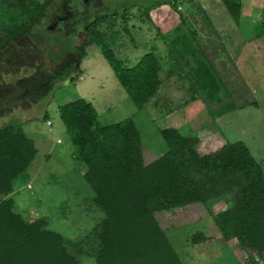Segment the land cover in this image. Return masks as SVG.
I'll use <instances>...</instances> for the list:
<instances>
[{
    "label": "rangeland",
    "instance_id": "rangeland-1",
    "mask_svg": "<svg viewBox=\"0 0 264 264\" xmlns=\"http://www.w3.org/2000/svg\"><path fill=\"white\" fill-rule=\"evenodd\" d=\"M25 1L44 6L33 21L0 1V125L17 123L35 148L9 196L14 212L43 221L79 264L94 262L79 256L73 243L100 230L102 213L90 202L85 166L58 105L82 98L93 105L98 125L130 118L144 163L166 151L159 131L172 127L195 139L199 155L240 142L264 172V31L254 30L264 0H240L237 22L220 0H177L174 9L156 6L167 0ZM20 22L26 27L7 36ZM91 31L115 33L110 48L128 66L154 49L160 84L140 107L90 42ZM235 194L228 188L203 203L153 212L181 264H243L245 252L213 222ZM193 235L200 240L193 242Z\"/></svg>",
    "mask_w": 264,
    "mask_h": 264
},
{
    "label": "trees",
    "instance_id": "trees-1",
    "mask_svg": "<svg viewBox=\"0 0 264 264\" xmlns=\"http://www.w3.org/2000/svg\"><path fill=\"white\" fill-rule=\"evenodd\" d=\"M0 1L17 5L30 21L44 7L37 2L28 6L25 0ZM176 1H160L156 6L166 3L174 9ZM220 1L237 22L240 0ZM143 12L147 15L148 8L143 7ZM25 27V22L11 25L7 36L14 37ZM254 30L264 31V10ZM114 36L91 31L89 40L98 46L132 104L140 107L159 87L158 56L152 48L128 66L110 48ZM57 111L85 166L90 202L102 213L100 230L73 243L79 256H91L94 264H181L153 212L203 203L222 190L235 188L232 206L218 211L213 222L224 238H234L245 252L243 264H264V172L242 143L225 142L216 151L199 155L193 147L195 139L175 128H163L159 132L166 151L144 163L139 134L130 118L98 125L93 105L82 98L58 105ZM34 153L32 141L17 123L0 125V264H79L66 252L58 233L42 228L43 221L24 219L12 209L9 194L14 181ZM191 240L198 242L200 237L193 235Z\"/></svg>",
    "mask_w": 264,
    "mask_h": 264
}]
</instances>
